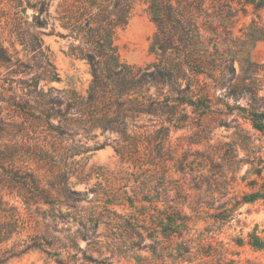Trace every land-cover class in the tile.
<instances>
[{
    "label": "rangeland",
    "instance_id": "374dc122",
    "mask_svg": "<svg viewBox=\"0 0 264 264\" xmlns=\"http://www.w3.org/2000/svg\"><path fill=\"white\" fill-rule=\"evenodd\" d=\"M22 1L0 0L4 47L34 66V74H43L46 61L54 66L59 81L41 82L44 90L71 91L84 97L91 72L84 60L65 53L68 42L58 36L67 33L55 20L56 6L62 0H49L45 28L33 25L34 12L23 10ZM252 20L259 22L258 26ZM229 27L236 75H243L239 61L249 60L258 66L256 96L264 104V41L252 39L258 36L256 27L264 30V10L254 12L248 7L245 15L236 14ZM155 30L146 5L138 2L127 25L115 36L120 59L135 68L155 62L149 53ZM8 86L9 94L21 93L15 82ZM220 92L215 95L219 100L213 101L211 114L189 113L177 129L166 122L167 116L142 115L136 119L137 126H144L140 133H152L160 126L168 128L163 163L154 158L152 147L149 151L144 145L133 155L139 162L122 160L114 149L116 135L99 129L88 133L77 129L63 138L38 135L39 142L51 145L57 156L51 170L49 165L39 164V174L50 179L66 172L70 189L79 194L71 197L83 199V209L70 210L63 218L60 214L68 211L65 207L56 205L51 210L31 200L27 189L5 179L0 184V229L10 234L0 243V264H56L38 251L3 261L6 250L22 248L34 235L46 237L51 244L46 247L48 252L77 264L85 258L108 260L110 264H264V250L248 244L250 234L264 241V199L236 205L244 194L261 190L264 184V133L253 130L236 109L231 113L237 104L245 105V100L236 103ZM0 118L7 124L22 120L10 109H2ZM19 131L12 128L9 144L20 141ZM166 210L180 212L188 221L173 243L149 238L159 237L157 229L150 226ZM222 212L230 218L217 221L216 214ZM82 213L99 217L97 237L78 224ZM6 223L10 225L4 226ZM189 247L191 255L186 254Z\"/></svg>",
    "mask_w": 264,
    "mask_h": 264
},
{
    "label": "trees",
    "instance_id": "16d2710c",
    "mask_svg": "<svg viewBox=\"0 0 264 264\" xmlns=\"http://www.w3.org/2000/svg\"><path fill=\"white\" fill-rule=\"evenodd\" d=\"M138 2L146 5L156 28L149 44V53L156 61L144 68L124 63L115 45L117 31L127 25ZM23 3V10L30 8L34 12L33 25L45 28L50 1L23 0ZM248 7L254 12L264 10V0H62L56 6L55 20L67 33L58 36L68 42L65 53L84 60L91 72L84 97L71 91L44 90L39 86L41 82L59 81L54 66L46 61L43 74H34V66L10 53L0 39V112L10 109L22 119L17 124H7L0 118V184L7 179L20 185L30 192L31 200L48 205L51 210L56 205L65 207L67 214H60L65 218L70 210L83 209V199L71 197L79 194L70 189L66 172L51 175L50 179L39 174V164L45 163L51 170L57 156L51 145L39 142L38 135L63 138L77 129L85 133L99 129L101 133L116 135L114 149L122 160L139 162L133 155L144 145L149 151L152 147L154 158L163 163L168 128L160 126L152 133H140L144 126H137L136 119L142 115L167 116L166 122L177 129L189 113L211 114L213 101L219 100L215 97L218 90L223 98L236 103L245 100V105L237 104L231 113L236 109L253 130L264 133V104L256 96L255 87L258 66L249 60L239 61L243 75H236V58L229 47L232 41L229 24L238 12L245 15ZM251 23L258 26L259 22ZM256 30L258 36L252 37L253 42L264 41V30L260 27ZM15 76L19 79H10ZM14 82L20 94H9L8 85ZM16 127L22 137L12 145L10 133ZM262 199L264 184L261 190L244 194L236 205ZM159 216V221L150 226L157 229L159 237L149 235V238L173 243L181 235V228L188 225L187 217L173 210ZM230 216L222 212L215 219L225 221ZM77 221L93 236L100 224L95 213H82ZM9 234L10 231L1 228L0 243L7 241ZM248 244L264 250V241L254 234L249 235ZM50 245L45 236H31L22 248L6 250L3 261L38 251L56 264H77L48 252L46 247ZM190 250L189 247L186 254L191 255ZM80 264L110 263L85 258Z\"/></svg>",
    "mask_w": 264,
    "mask_h": 264
}]
</instances>
